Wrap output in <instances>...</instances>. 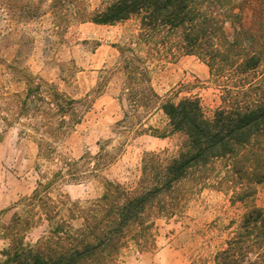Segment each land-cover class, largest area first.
I'll use <instances>...</instances> for the list:
<instances>
[{
    "label": "rangeland",
    "instance_id": "rangeland-1",
    "mask_svg": "<svg viewBox=\"0 0 264 264\" xmlns=\"http://www.w3.org/2000/svg\"><path fill=\"white\" fill-rule=\"evenodd\" d=\"M110 1L83 0L81 9L93 11ZM246 11L252 12L250 7ZM53 22L45 14L12 28L0 27L1 185L7 191L9 184L26 179L31 189L0 210V250L7 247L3 235L14 214L27 208L26 198L38 182L45 183L62 166L64 176L52 196L84 200L102 194L104 178L134 187L147 152L172 156L184 148L186 135L172 131L160 106L149 103L150 85L160 101L198 97L209 114L222 104V88L211 79L207 63L182 53L177 36L166 31L146 34L137 15L113 24L72 19L58 28ZM226 28L233 34L230 22ZM29 88L35 95L26 99ZM55 90L78 100L75 113L62 98L66 115L61 117ZM133 97L145 103L134 105ZM53 147L54 158L46 156ZM68 159L77 161L71 167L80 179L68 175ZM227 164L218 160L182 183L179 192L187 201L176 214L156 218V247L142 253L132 247L121 264L143 259L198 264L200 257L215 252L228 237L231 222H239L246 210L233 200L231 189L218 187L217 182L230 179ZM258 196L262 203L264 185ZM45 225L28 230L25 240L35 243Z\"/></svg>",
    "mask_w": 264,
    "mask_h": 264
},
{
    "label": "trees",
    "instance_id": "trees-1",
    "mask_svg": "<svg viewBox=\"0 0 264 264\" xmlns=\"http://www.w3.org/2000/svg\"><path fill=\"white\" fill-rule=\"evenodd\" d=\"M228 1L112 0L89 11L81 9L83 0H0V27L9 28L45 14H51L58 28L72 19L113 24L137 15L146 34L166 31L177 36L181 52L206 62L223 92L222 104L209 114L198 97L160 101L150 85L149 103L160 106L172 131L186 135L184 148L172 156L147 152L134 187L104 178L102 194L84 200L52 196L64 176L62 166L45 183L40 180L26 198L27 208L14 214L3 235L8 244L0 250V264H121L132 247L149 251L156 247V218L176 214L187 201L179 192L182 183L223 159L230 179L217 182L218 187L231 189L233 200L246 210L239 222H231L222 245L197 262L264 264V198L257 202L264 185V0ZM228 22L233 34L227 31ZM34 95L29 88L25 96ZM54 95L61 117L66 115L62 98L72 113L77 111V99L59 90ZM131 101L138 105L144 99ZM56 153L53 147L45 155L54 158ZM73 163L77 161L68 159L65 170L80 179ZM44 222L39 239L26 241L28 230Z\"/></svg>",
    "mask_w": 264,
    "mask_h": 264
},
{
    "label": "crops",
    "instance_id": "crops-1",
    "mask_svg": "<svg viewBox=\"0 0 264 264\" xmlns=\"http://www.w3.org/2000/svg\"><path fill=\"white\" fill-rule=\"evenodd\" d=\"M3 152L6 153L5 151ZM27 177L29 179L32 178V170L29 171ZM24 180L26 179H22L18 181L16 180L17 182L15 181L14 184L13 183L9 184V189H7V191H4L1 185L2 179L0 178V210L8 207L9 204H11V202L15 201L21 195H26L30 193L31 189L26 188L24 184L25 183ZM139 264H174V263L170 261L166 263L150 262L147 259H143Z\"/></svg>",
    "mask_w": 264,
    "mask_h": 264
}]
</instances>
